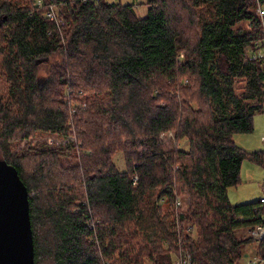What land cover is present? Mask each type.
Segmentation results:
<instances>
[{
	"label": "trees",
	"instance_id": "1",
	"mask_svg": "<svg viewBox=\"0 0 264 264\" xmlns=\"http://www.w3.org/2000/svg\"><path fill=\"white\" fill-rule=\"evenodd\" d=\"M148 6L0 0V160L28 189L35 264H237L257 243L237 235L264 226V204L228 196L246 159L264 167L234 141L264 113L256 2ZM35 136L68 145L12 153Z\"/></svg>",
	"mask_w": 264,
	"mask_h": 264
},
{
	"label": "rangeland",
	"instance_id": "2",
	"mask_svg": "<svg viewBox=\"0 0 264 264\" xmlns=\"http://www.w3.org/2000/svg\"><path fill=\"white\" fill-rule=\"evenodd\" d=\"M109 3H120L122 5H133L138 18L144 19L148 15V0H107ZM44 68L40 69L39 78H45ZM41 137V138H40ZM264 113L259 114L254 119V131L251 134H238L234 136V141L237 146L248 152H264ZM163 140V144L168 148L172 149L175 144V136L174 133H167L161 136ZM247 140V141H246ZM42 142L43 144H47L49 147H66L68 144L67 140L54 137V136H35L30 140H22L21 142L15 143L17 145L16 148H13L12 153L18 154L20 152H27L28 147L38 148V143ZM249 145V147L246 146ZM183 149H187L188 145L186 142L182 143L181 146ZM27 154H30L27 152ZM1 156V155H0ZM2 157V156H1ZM115 163L119 170L124 171L126 168V164L124 161V154L122 152L118 153L114 158ZM264 184V167L257 165L256 163L246 159L242 166L241 172V182L237 187H232L228 191V196L234 205L244 201V202H254L260 200L264 196V192L262 190V185ZM185 202H183L182 210H186L187 208V198H184ZM183 201V199H182ZM247 230H242L238 232V238L245 239V232ZM263 251H260V248L256 243L249 244L243 250V256L240 260H238L237 264H247L248 260L246 259V255L249 254L250 258L261 255ZM183 253L180 251L175 254L174 261L176 256L179 257ZM176 264V261L174 262Z\"/></svg>",
	"mask_w": 264,
	"mask_h": 264
},
{
	"label": "water",
	"instance_id": "3",
	"mask_svg": "<svg viewBox=\"0 0 264 264\" xmlns=\"http://www.w3.org/2000/svg\"><path fill=\"white\" fill-rule=\"evenodd\" d=\"M0 264H35L28 189L17 169L1 160Z\"/></svg>",
	"mask_w": 264,
	"mask_h": 264
},
{
	"label": "built area",
	"instance_id": "4",
	"mask_svg": "<svg viewBox=\"0 0 264 264\" xmlns=\"http://www.w3.org/2000/svg\"><path fill=\"white\" fill-rule=\"evenodd\" d=\"M256 2V13L258 17L262 21V27H261V38L258 39L254 45L249 49L248 51V59L250 61L254 62H260L263 67L264 72V0H254ZM47 18L51 22H56L57 24L60 23V21L57 18L55 9L53 7H50V11L47 13ZM264 143V138H263ZM262 190L264 192V184L262 185ZM260 203L264 204V196L260 199ZM182 203L179 198H177V207H181ZM245 236L247 238H252L256 244H260L264 241V226L259 225L253 229L247 230L245 232ZM248 260V259H247ZM176 264H191L190 258L187 254H182L178 257ZM247 264H264V255H258L250 258L247 262Z\"/></svg>",
	"mask_w": 264,
	"mask_h": 264
},
{
	"label": "crops",
	"instance_id": "5",
	"mask_svg": "<svg viewBox=\"0 0 264 264\" xmlns=\"http://www.w3.org/2000/svg\"><path fill=\"white\" fill-rule=\"evenodd\" d=\"M246 141H247V140H246ZM246 146L249 147V145H247V143H246ZM244 203H246V202L242 201V202H240V203H238V204H244ZM247 203H250V202H247ZM232 204H233V203H232ZM236 205H237V204H236ZM257 246L259 247L258 244H257ZM245 257H246V259H248V260L250 259L249 254H247Z\"/></svg>",
	"mask_w": 264,
	"mask_h": 264
}]
</instances>
